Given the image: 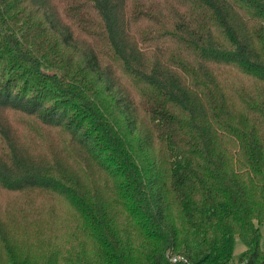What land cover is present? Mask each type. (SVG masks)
<instances>
[{"label":"trees","instance_id":"obj_1","mask_svg":"<svg viewBox=\"0 0 264 264\" xmlns=\"http://www.w3.org/2000/svg\"><path fill=\"white\" fill-rule=\"evenodd\" d=\"M263 223L264 0H0V264H264Z\"/></svg>","mask_w":264,"mask_h":264},{"label":"rangeland","instance_id":"obj_2","mask_svg":"<svg viewBox=\"0 0 264 264\" xmlns=\"http://www.w3.org/2000/svg\"><path fill=\"white\" fill-rule=\"evenodd\" d=\"M260 229L262 232L261 247L264 248V223L260 225ZM244 249H245V245L243 241L239 236H237L235 238V248H234L235 257H237Z\"/></svg>","mask_w":264,"mask_h":264},{"label":"built area","instance_id":"obj_3","mask_svg":"<svg viewBox=\"0 0 264 264\" xmlns=\"http://www.w3.org/2000/svg\"><path fill=\"white\" fill-rule=\"evenodd\" d=\"M171 260L175 262V261H178V260H184V258L182 256H172ZM241 264H243V263H241Z\"/></svg>","mask_w":264,"mask_h":264}]
</instances>
